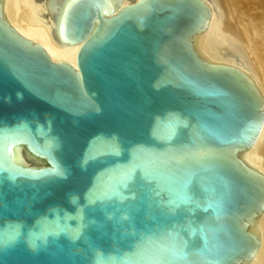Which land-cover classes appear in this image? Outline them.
Masks as SVG:
<instances>
[{"label":"water","instance_id":"95a60500","mask_svg":"<svg viewBox=\"0 0 264 264\" xmlns=\"http://www.w3.org/2000/svg\"><path fill=\"white\" fill-rule=\"evenodd\" d=\"M68 0L79 75L7 23L0 0V264H241L264 179L238 158L263 103L193 38L201 0ZM46 162L22 166L18 151Z\"/></svg>","mask_w":264,"mask_h":264},{"label":"bare ground","instance_id":"6f19581e","mask_svg":"<svg viewBox=\"0 0 264 264\" xmlns=\"http://www.w3.org/2000/svg\"><path fill=\"white\" fill-rule=\"evenodd\" d=\"M67 1L4 0L6 23L28 42L41 44L52 62L69 64L79 75L77 57L84 43L69 44L61 40L57 32V23ZM140 1L111 0L112 12H104V16L116 14ZM201 1L207 7L209 17L203 30L192 40L197 55L210 66L235 67L262 100L263 122L260 131L253 144L237 154L245 168L264 179V42L258 46L254 43V38L261 34L260 29L251 20V31L246 27L242 31L241 25L234 22L225 8L224 0ZM27 154L24 149L20 150L18 158H21L23 167L31 168L28 167ZM247 227L251 235H257V246L256 251L241 264H264V205L248 220Z\"/></svg>","mask_w":264,"mask_h":264},{"label":"rangeland","instance_id":"374dc122","mask_svg":"<svg viewBox=\"0 0 264 264\" xmlns=\"http://www.w3.org/2000/svg\"><path fill=\"white\" fill-rule=\"evenodd\" d=\"M224 6L233 18L234 22L236 21L239 25H241L242 31L244 30V27L251 31L252 28L249 21H254L255 25L259 27V31L261 33L258 37L254 38V43L258 46L264 42V0H224ZM258 56L261 55L258 54ZM25 152L26 154L28 153L26 150ZM28 162V167L31 168L48 166L46 162L38 161L36 158L30 157V155L28 156Z\"/></svg>","mask_w":264,"mask_h":264}]
</instances>
